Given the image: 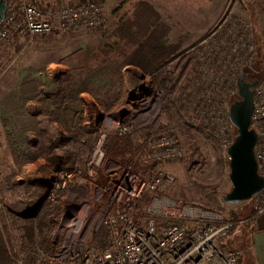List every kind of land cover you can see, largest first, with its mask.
<instances>
[{
	"label": "rangeland",
	"instance_id": "1",
	"mask_svg": "<svg viewBox=\"0 0 264 264\" xmlns=\"http://www.w3.org/2000/svg\"><path fill=\"white\" fill-rule=\"evenodd\" d=\"M49 1L59 8L77 0ZM95 1L104 5L103 26L15 40L0 50V227L16 255L30 250L32 236L31 250L50 252L62 218L79 214L95 228L107 204L99 191L109 183L108 169L145 171L139 159L147 142L170 129L183 155L161 166L173 179L165 195L230 215L253 210L252 201L226 206L223 198L232 189L227 150L236 129L229 108L238 100L239 74L264 81V0ZM141 4L167 29L175 52L159 80L139 74L131 53L122 57L110 38ZM120 125L132 130L120 135ZM100 135L122 154L106 153V169L98 171L91 161ZM64 175L74 176L72 184L56 194L62 199L48 200ZM79 180L88 181L86 190L75 186ZM37 201L38 217L19 216ZM94 238L101 242L99 233Z\"/></svg>",
	"mask_w": 264,
	"mask_h": 264
},
{
	"label": "built area",
	"instance_id": "2",
	"mask_svg": "<svg viewBox=\"0 0 264 264\" xmlns=\"http://www.w3.org/2000/svg\"><path fill=\"white\" fill-rule=\"evenodd\" d=\"M3 1L7 12L0 21V50L11 41L94 29L106 20L103 3L95 0H77L59 8L15 0H0V4ZM255 93L252 128L258 135L255 153L264 178V81ZM131 130L132 126L118 128L120 135ZM105 139L102 135L98 140L91 161L98 171L107 166ZM182 155L173 129L149 140L139 159L145 171L135 173L118 166L108 169L109 183L99 191L105 193L107 204L95 228L83 225L79 214L68 221L62 218L53 234L55 250L26 249L17 254L16 264H242V252L224 244L235 224L232 215L179 203L164 194L173 179L161 166ZM73 178L62 176L48 200L62 199L56 194L72 184ZM87 182L79 180L75 186L86 190ZM250 201L252 219L264 214V190ZM96 233L101 242L94 238Z\"/></svg>",
	"mask_w": 264,
	"mask_h": 264
},
{
	"label": "trees",
	"instance_id": "3",
	"mask_svg": "<svg viewBox=\"0 0 264 264\" xmlns=\"http://www.w3.org/2000/svg\"><path fill=\"white\" fill-rule=\"evenodd\" d=\"M151 12L154 13L150 10L148 5H139V7L134 11L132 18L128 20L122 19L120 21L119 25L115 28L110 38L115 40L120 46L119 52H122L120 53L122 57L131 53L132 60L130 61V65L138 68L139 74L142 72L146 75L153 76L156 80H159V73L161 69L166 64V62H168L174 56L173 54L175 52L172 51V46L169 43L167 29L164 30L163 26L158 22V20L155 19V17L149 15ZM99 50L100 52H108L103 48H99ZM136 74L138 75V72H136ZM243 78L247 81L244 71ZM160 84L163 85V80L160 81ZM100 136L96 142H98ZM116 146V143L107 144L105 142L103 146L105 155L106 153L109 156L112 154H122V151H119L118 147L116 148ZM6 186L3 184L1 185L2 189H5ZM37 204L38 201L36 203L33 202L29 209L36 208ZM243 217L241 215L231 216L232 222L235 224L231 230L229 238L224 240L225 246H228L227 241L239 228L241 225L239 222L243 220ZM250 222L251 220L249 223ZM30 226V228L33 229L32 225ZM4 232L5 229L2 230L0 227V264H8V262L11 263V260L13 261V264H16L17 255L14 252V246L11 242V235L7 231L5 233ZM33 247L35 246L32 236V238H30V249H33Z\"/></svg>",
	"mask_w": 264,
	"mask_h": 264
},
{
	"label": "water",
	"instance_id": "4",
	"mask_svg": "<svg viewBox=\"0 0 264 264\" xmlns=\"http://www.w3.org/2000/svg\"><path fill=\"white\" fill-rule=\"evenodd\" d=\"M7 12V3L0 4V21H3ZM259 81L247 82L243 78V71L238 77V100L229 108V119L236 129L234 143L228 148L230 183L232 189L225 195L223 203L226 206L238 205L250 201L264 190V178L259 174L256 159L258 135L252 128V117L255 110V89ZM42 205L28 209L19 214L25 220L35 219Z\"/></svg>",
	"mask_w": 264,
	"mask_h": 264
},
{
	"label": "crops",
	"instance_id": "5",
	"mask_svg": "<svg viewBox=\"0 0 264 264\" xmlns=\"http://www.w3.org/2000/svg\"><path fill=\"white\" fill-rule=\"evenodd\" d=\"M42 2L45 5H52V1L49 0H43ZM46 180L42 181L45 183ZM252 211L250 210L243 215L244 217L242 216V221L246 222L239 226L234 233L235 235L227 241V244L229 248L242 252V264H264V214L252 219ZM55 247L56 245L52 241L49 251L53 252Z\"/></svg>",
	"mask_w": 264,
	"mask_h": 264
}]
</instances>
